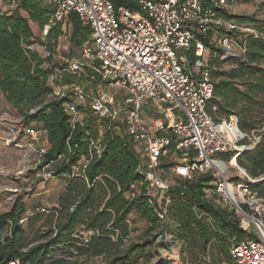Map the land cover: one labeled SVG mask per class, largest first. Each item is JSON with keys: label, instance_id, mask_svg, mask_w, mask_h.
Masks as SVG:
<instances>
[{"label": "trees", "instance_id": "1", "mask_svg": "<svg viewBox=\"0 0 264 264\" xmlns=\"http://www.w3.org/2000/svg\"><path fill=\"white\" fill-rule=\"evenodd\" d=\"M1 1L11 8L0 10V94L20 113L26 127L43 134L47 145L41 155L42 166L47 167L49 180H62L64 186L57 208L49 213L44 207L45 213L36 209L26 217L18 198L0 215V262L90 264L93 258H100L101 264H170L167 258L174 256L182 264H235L230 250L246 234L233 213L205 197L203 190L213 182L210 176L190 183L175 179L166 194V217L160 221L148 205L146 185L138 170L140 157L122 129H108L105 122L92 116L87 103L75 102L72 89L62 96L54 94L55 87L78 85L87 95L81 84L89 81L90 71L85 69L80 80L71 82L68 75L57 76L63 67L52 60L58 39L65 35L62 26L70 28V60L89 41L90 30L81 25L77 15L69 14L57 23L52 19L56 7L48 0ZM109 1L115 11L137 9V0ZM214 11L217 17L250 28L255 34L234 35L245 50L238 58L221 61L220 51L208 46L214 56L207 61L213 85L208 109H216L210 111L214 118H236L244 136L241 145H252L238 154L236 165L248 178L258 180L250 186L264 200V20ZM30 23L40 33L47 27L46 33L35 37ZM34 45L42 47L47 57L34 51ZM183 55L191 70L193 48ZM95 83H87L92 92ZM68 106H73L78 116L74 121ZM146 113L143 118L159 117L153 110ZM92 144L101 147V152L96 153ZM131 185H136V195L128 199ZM40 221L43 225L34 230ZM134 221L146 226L135 240L129 238L132 228L128 226ZM25 223L32 234H26ZM89 231L97 234L83 244Z\"/></svg>", "mask_w": 264, "mask_h": 264}, {"label": "built area", "instance_id": "2", "mask_svg": "<svg viewBox=\"0 0 264 264\" xmlns=\"http://www.w3.org/2000/svg\"><path fill=\"white\" fill-rule=\"evenodd\" d=\"M48 1L56 7L54 22H63L73 13L91 33L79 56L61 71L75 75L89 68L101 81L125 93L119 106L114 99L88 96L80 86H71L76 103H87L92 116L105 122L108 129H122L130 139L140 157L138 170L156 217L163 221L167 214L166 194L173 185L167 178L190 183L197 177L210 176L213 182L203 190L205 197L233 213L246 234L230 250L234 263L264 264V200L250 186L258 180L248 178L236 165L238 154L252 145H241L244 136L234 116L214 118L210 111L216 109H208L213 85L207 61L214 58L208 46L217 48L220 60L226 61L245 53L234 35H255L250 28L216 16L214 9L228 12L237 0H137L134 11H115L109 0ZM191 48L195 62L189 70L183 53ZM160 105L166 107L161 109ZM169 106L171 110H167ZM149 110L159 117L144 120ZM67 111L73 121L78 117L73 106ZM27 132L33 142H39L41 132ZM92 146L96 153L101 152L97 144ZM45 150L42 146L39 154H45ZM228 155V159L222 157ZM165 164L167 167L162 168ZM229 167L235 168L238 176L229 177ZM40 178L45 181L50 176L44 171ZM135 195L136 185H131L127 198ZM37 211L45 213L44 208ZM94 234L97 232H87L83 244ZM0 264L22 263L11 260Z\"/></svg>", "mask_w": 264, "mask_h": 264}, {"label": "rangeland", "instance_id": "3", "mask_svg": "<svg viewBox=\"0 0 264 264\" xmlns=\"http://www.w3.org/2000/svg\"><path fill=\"white\" fill-rule=\"evenodd\" d=\"M4 11H6V9ZM228 12L231 15L252 16L259 20H264V0H237L229 6ZM30 27L35 37H42L44 35L45 28L42 33H40L34 24L30 23ZM62 30L65 32V35L58 39L56 52L52 60L60 66V68L63 67L57 71L58 77H65V75H68V80L75 82L85 75V69L87 68H83L75 75L61 71L67 67L70 61V56L68 55V36L70 34V28L62 26ZM32 49L42 57H47L46 51L39 45H34ZM78 56L79 53L76 54L74 58ZM223 68L228 69L229 67L225 66ZM88 70L92 75L89 81L86 80L87 83L89 84L94 81L96 85L95 91L93 90L94 92H92V90L88 88V84L82 82L81 85L87 95L111 98L114 99L115 105L120 106L125 98V93L111 87L107 82L101 81L91 69L88 68ZM57 88L58 87L54 88L56 94L62 95L67 93V91L68 93L71 92V87L69 86L68 89L63 88L61 91H58ZM160 107L164 109L166 105H160ZM167 110H171V107H167ZM145 115H147L146 112ZM31 126L34 127V125ZM28 130H30V128L26 127L20 113L12 109L5 101L3 95L0 94V215L7 212L18 198H21L25 206L26 217H29L32 212L38 208L47 207L48 213L57 208V199L64 186V182L59 179L43 181L40 178L41 173L47 170L42 166L41 155L39 154L40 148L44 146V136L41 134L39 142H33L31 136L27 132ZM237 174L238 172L235 168H228L227 175L229 177L234 178L238 176ZM167 182L169 184L171 183L168 178ZM132 218L135 220L134 216H132ZM42 222L43 221L36 223L34 225V230L42 226ZM130 224L132 232L129 238L135 240L137 236L142 234L146 226L141 221H134ZM23 228L26 234H32L26 228V223ZM248 237L250 236L248 235ZM168 258L167 260H170L168 261L170 264H182L178 261V257L175 258L171 256V258ZM90 264H101V259L93 258Z\"/></svg>", "mask_w": 264, "mask_h": 264}, {"label": "crops", "instance_id": "4", "mask_svg": "<svg viewBox=\"0 0 264 264\" xmlns=\"http://www.w3.org/2000/svg\"><path fill=\"white\" fill-rule=\"evenodd\" d=\"M10 8H11L10 6H8V5H6V4H3L2 1L0 0V10L4 11L5 9L8 10V9H10ZM31 30H32V29H31ZM46 31H47V27H45L44 34L46 33ZM63 88L68 89L67 86H66V87H63ZM63 88H61V89H63ZM144 120H147V119L144 118ZM46 145H47V143H46V140H45V138H44V146H46ZM173 181H174V179H173V178H170V182H171V184L174 183Z\"/></svg>", "mask_w": 264, "mask_h": 264}, {"label": "bare ground", "instance_id": "5", "mask_svg": "<svg viewBox=\"0 0 264 264\" xmlns=\"http://www.w3.org/2000/svg\"><path fill=\"white\" fill-rule=\"evenodd\" d=\"M234 165V163H232Z\"/></svg>", "mask_w": 264, "mask_h": 264}]
</instances>
